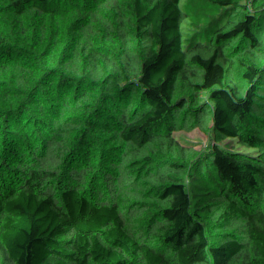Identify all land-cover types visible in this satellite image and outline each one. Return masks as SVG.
<instances>
[{"label":"trees","instance_id":"obj_1","mask_svg":"<svg viewBox=\"0 0 264 264\" xmlns=\"http://www.w3.org/2000/svg\"><path fill=\"white\" fill-rule=\"evenodd\" d=\"M158 240L163 264H264V0H0V264Z\"/></svg>","mask_w":264,"mask_h":264},{"label":"rangeland","instance_id":"obj_2","mask_svg":"<svg viewBox=\"0 0 264 264\" xmlns=\"http://www.w3.org/2000/svg\"><path fill=\"white\" fill-rule=\"evenodd\" d=\"M42 48L38 49L36 51H31L30 55H33L34 53H41ZM197 80V82H199V79H195ZM232 117V114L230 115V113H224V114H219L218 115V124L225 122V121H230ZM191 131V130H190ZM192 132V131H191ZM194 133V135H197L196 132H192ZM140 140L142 145L146 146L148 148V152H150V149H154L156 147H158V145L161 144V142L164 140L163 137L156 133V132H148L145 131L142 134H140ZM234 193L231 192L230 195H233ZM179 203H180V207H181V211L187 212V215L189 217H192L193 219L196 218V220L199 219L198 215L195 214L194 211V204H195V199L191 196H189L186 200L182 201V198L179 195H176ZM235 199L238 198V196L236 197V194H234ZM252 203L254 202H258L257 199L253 198V200H251ZM220 214H218L219 216ZM216 217L214 219V224L215 226H219L220 224H218V222H221V218ZM154 228L157 230V226H154ZM215 235V232L213 233ZM210 243H213V240H211ZM142 254H138L137 258L135 259V261H131L127 264H163V258H164V244L162 240H158L155 242V244H152V247L149 250H142ZM133 250L130 251V255H132Z\"/></svg>","mask_w":264,"mask_h":264}]
</instances>
